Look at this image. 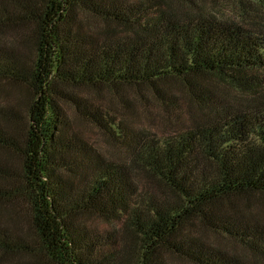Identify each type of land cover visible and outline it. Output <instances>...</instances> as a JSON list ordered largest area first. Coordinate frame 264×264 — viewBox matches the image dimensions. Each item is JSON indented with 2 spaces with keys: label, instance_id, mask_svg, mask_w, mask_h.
<instances>
[{
  "label": "trees",
  "instance_id": "obj_1",
  "mask_svg": "<svg viewBox=\"0 0 264 264\" xmlns=\"http://www.w3.org/2000/svg\"><path fill=\"white\" fill-rule=\"evenodd\" d=\"M254 1L264 10V0ZM10 26L31 28L34 57L28 65L0 45V80L33 98L21 145L17 116L0 107V147L22 157L23 178L9 193L12 178L0 176V202L25 198L34 242L0 224L1 251L21 254L22 264H169L166 255L249 264L201 229L240 242L257 256L252 264H264V227L238 208L264 195V31L164 0H0V27ZM209 77L248 96L216 101L204 86ZM170 79L202 111L163 137L73 91L146 87L164 99ZM60 101L123 146L128 160L106 157L72 131ZM83 216L121 230L91 229Z\"/></svg>",
  "mask_w": 264,
  "mask_h": 264
},
{
  "label": "rangeland",
  "instance_id": "obj_2",
  "mask_svg": "<svg viewBox=\"0 0 264 264\" xmlns=\"http://www.w3.org/2000/svg\"><path fill=\"white\" fill-rule=\"evenodd\" d=\"M164 2L169 7L178 10L179 8H191V5L194 4L205 13L231 19L243 26L264 31V10L254 0H164ZM88 23L91 27L100 26L98 21L94 23L90 20ZM31 36L32 32L29 26L0 27V45L15 50L28 65L34 57ZM166 84L170 95L164 99L157 98L146 87L119 86L115 90L108 86L98 85L82 86L74 88L73 91L80 97L87 98L95 106L108 111L114 119H118L127 126L147 131L157 137H163L175 133L186 124L189 125L192 118L199 117L202 111L199 103L181 87L177 80L170 79ZM204 86L211 94L212 99L221 103H236L240 101L241 97L248 96L246 91L237 89L218 77L204 79ZM32 98L33 94L24 86L0 80V107L3 110L11 109V112L17 116L16 132L19 145L26 137L27 113ZM59 105L68 117L72 131L78 133L106 157L113 160H128L127 152L123 146L92 124L80 119L69 102L60 101ZM136 171L141 175L138 170ZM7 174L13 182L8 186L11 189L9 193H13L14 189H19L23 185L22 157L14 151L0 147V176ZM139 174L136 176H140ZM140 179L141 183L147 185L150 183L142 175ZM242 201L245 203L238 206L240 212L246 217H252L264 227V195L255 194ZM82 220L91 229L114 230L116 233L121 230L118 222H106L93 216H83ZM0 224L13 227L17 232L24 236L27 235V239H29L27 242L33 244L34 238L29 223L27 203L23 196L17 195L10 201L0 202ZM197 234L241 258L245 263L252 264L257 260V256L252 253L253 250L238 241L201 229H197ZM124 242L119 241L120 246ZM20 255L0 250V264L25 263V258ZM165 259L169 264H191L170 255H166Z\"/></svg>",
  "mask_w": 264,
  "mask_h": 264
}]
</instances>
